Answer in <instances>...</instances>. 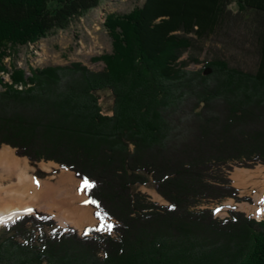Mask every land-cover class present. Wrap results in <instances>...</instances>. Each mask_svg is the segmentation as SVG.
Returning a JSON list of instances; mask_svg holds the SVG:
<instances>
[{"label": "trees", "instance_id": "obj_1", "mask_svg": "<svg viewBox=\"0 0 264 264\" xmlns=\"http://www.w3.org/2000/svg\"><path fill=\"white\" fill-rule=\"evenodd\" d=\"M102 1L0 0V74L10 61L12 82L23 83L15 50ZM103 27L102 71L49 68L32 89L0 94V147L90 181L98 223L78 236L48 216H21L0 228V264H264V219L196 208L246 201L225 171L264 165V0H143ZM233 29L251 42L254 71L219 58L187 68L197 60L181 57L195 43ZM149 184L167 205L136 191Z\"/></svg>", "mask_w": 264, "mask_h": 264}, {"label": "rangeland", "instance_id": "obj_2", "mask_svg": "<svg viewBox=\"0 0 264 264\" xmlns=\"http://www.w3.org/2000/svg\"><path fill=\"white\" fill-rule=\"evenodd\" d=\"M142 1L143 0H104L97 8L88 11L79 19L74 20L67 30L53 32L46 37L40 38L33 44L19 47L15 50V53L11 58V63L13 62L14 65H16V71L23 73V75L21 74L23 76V83L12 82L10 76L11 70L13 72V69L10 65V61L6 60V71L4 74H0V94L5 93L10 89L16 91H26L32 89L35 86V82H33L34 76H38L41 71L49 68L71 69V65L77 64L92 72L102 71L104 69V64L99 61L98 58L111 52V40L107 31L103 27L106 17L110 14H126L134 7L139 6ZM216 58L226 61L230 67L238 68L243 71L252 72L255 68L256 57L251 42L247 40V37L244 35V31L242 29L229 30L228 34L223 37H212L211 39L203 42L199 41L194 44L192 49L181 57L182 60H197L196 63L191 61L188 63L187 68L194 71L201 69L206 62ZM208 73H210V71H208ZM63 78L71 79L72 73L70 72V74ZM100 100L103 111L110 113L105 109H108L111 105L110 96L105 93L102 95ZM4 146L10 148L14 152L13 154L15 157H18L15 154L14 149L7 145L1 146L0 149ZM25 161L31 167L35 166L36 172L33 173V177L41 182L46 181L48 183L55 184L58 180V174L62 172L71 173L75 181V185L72 187L73 194H82L84 198L88 199L84 194V181L78 179L72 171L60 168L57 164L51 161L31 163L26 158ZM39 163H53L57 165V167L53 168L52 171L50 170V172H45L38 168ZM230 167V170L225 171L227 178L230 180V185L237 190L239 198H247V200L236 202L235 200L229 198L221 202L202 203L196 208L213 209L216 215L214 218L217 219L226 218L228 211L233 210L240 213L243 212L245 216L258 220L260 216L257 217L252 211L247 209L256 207V195L264 194V170H258V168L264 169V165L257 164L251 168H244L232 164ZM239 170H246L255 176L251 180L247 179V183L243 184V186H237L234 177ZM136 191L142 193L149 201L157 203L158 205L168 204L160 195L156 193L151 184L140 186L136 189ZM86 204L91 211L90 217L93 222L91 221L89 225H85L81 231H78V229L72 227V225L64 226L62 223L63 219L58 220L50 214L49 216H51V219L55 222V226L57 228L62 230L72 229L77 232L78 236H80L84 228L95 227L98 223L94 217V209L91 206L89 199ZM217 209H219V211H217ZM36 211L34 213L40 214L39 216L48 215L40 210L39 212ZM51 212L52 214H55L57 213V210L54 209ZM26 215L32 214L30 213ZM8 222L10 221L3 224L0 223V228ZM178 235L177 237H179Z\"/></svg>", "mask_w": 264, "mask_h": 264}, {"label": "bare ground", "instance_id": "obj_3", "mask_svg": "<svg viewBox=\"0 0 264 264\" xmlns=\"http://www.w3.org/2000/svg\"><path fill=\"white\" fill-rule=\"evenodd\" d=\"M13 153L5 146L0 149V218L3 219L0 223L11 221L21 215L35 214L36 210L50 214L58 220L63 219L64 226L72 225L78 231L93 222L90 217L91 211L86 204L88 199L82 194H73L72 187L75 181L71 173L58 174L55 184L41 182L33 177V173L36 172L35 166H29L25 158L15 157ZM55 167L57 165L53 163L38 165V168L45 172H50ZM254 176L251 172L239 170L234 179L237 186H243ZM259 195L255 197L256 207L247 209L257 217L264 214L262 207L264 194ZM54 209L57 213L52 214L51 211Z\"/></svg>", "mask_w": 264, "mask_h": 264}, {"label": "snow or ice", "instance_id": "obj_4", "mask_svg": "<svg viewBox=\"0 0 264 264\" xmlns=\"http://www.w3.org/2000/svg\"><path fill=\"white\" fill-rule=\"evenodd\" d=\"M84 185H85V187H92V186H94L87 179L84 180ZM262 203H264V201H262ZM217 211H219V209H217ZM0 222H3V219L2 218H0ZM112 228H113V225L107 224V225H104V226L98 228L97 231H105V230H107V231L111 232Z\"/></svg>", "mask_w": 264, "mask_h": 264}]
</instances>
